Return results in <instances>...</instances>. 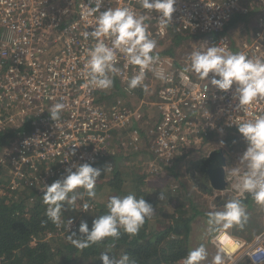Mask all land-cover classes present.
<instances>
[{"label": "built area", "instance_id": "obj_1", "mask_svg": "<svg viewBox=\"0 0 264 264\" xmlns=\"http://www.w3.org/2000/svg\"><path fill=\"white\" fill-rule=\"evenodd\" d=\"M117 6L144 15L152 39L199 37L190 55L217 43L233 53L264 60V0H176L166 27L161 26L155 12L141 7L140 0H103L99 12ZM94 7L89 0H0V110L14 113L0 120V126L16 130L0 150V164L9 170L14 186L42 189L61 179L65 169L73 165H94L109 154L107 140L115 129L131 126L134 119L145 122V115L146 122L151 118L148 110L140 113V106L135 110L126 107L115 92L119 87L126 91L128 79L138 71V66L124 67L123 54L117 53L116 67L121 71L112 77L117 87L115 82L107 90L87 85L86 49L95 41L85 39L84 33L94 30L99 15L90 13L89 8ZM233 18L235 25L248 20L249 29H244L240 40L229 26ZM154 54L159 59L146 70L143 84L149 88V84L157 83L156 103L151 107L156 112L154 125L146 133L157 168L165 169L189 152L203 153L202 158L211 150L223 151L222 143L232 135L241 143L231 162H226L224 189H213L211 198L249 195L237 193L235 177L230 175L247 148L235 124L264 115V98L253 101L247 111L239 110L238 100L233 99L235 84L227 92L219 91L206 82L211 73L204 81L185 70L190 66L189 58L182 60L156 48ZM161 72L165 80L158 78ZM136 89L127 92L133 95ZM56 103L65 105L58 122L51 120L48 112ZM133 127L136 135L132 145L139 137ZM211 243L218 250L220 242L211 237ZM226 244L224 264H237L241 259L252 264L250 255L264 250V229L250 239L232 236Z\"/></svg>", "mask_w": 264, "mask_h": 264}, {"label": "clouds", "instance_id": "obj_2", "mask_svg": "<svg viewBox=\"0 0 264 264\" xmlns=\"http://www.w3.org/2000/svg\"><path fill=\"white\" fill-rule=\"evenodd\" d=\"M95 3L94 8H89L90 13H99L96 16L94 30L84 33L85 39L91 37L95 43L86 49L85 71L88 78L87 85L93 89L107 90L113 86V76L120 73L116 67L118 62L117 53L123 54L125 58L124 67L138 66V71L127 81L126 91H132L147 86L143 84L146 70L159 59L154 54L157 47L156 40L150 38L147 25L144 23L145 16L137 15L128 7H111L104 12H99L103 0H89ZM176 0H140L143 9L155 12L161 26L166 27L171 23L172 14L175 11ZM190 66L186 71L195 73L201 80L206 81L212 74L210 83L217 90L227 92L233 88V99L238 100L237 108L247 111V106L257 98H264V60L250 59L245 53H233L225 47L213 44L207 46L206 50L193 51L189 57ZM135 71V69H134ZM218 77V78H217ZM158 78L165 80L161 72ZM63 103L54 104L48 111L51 120L58 122ZM238 132L247 143V148L240 158L239 164L231 169L230 175L235 177L233 188L238 194L248 193L252 199L260 205H264V115L254 119L244 120L235 124ZM73 168L75 169L73 171ZM111 165H107L104 171H110ZM66 175L57 179L51 185H45L43 189V203L47 205L46 216L56 225H62V212L65 204L72 210L78 198L82 199L84 194L89 199L96 197V182L101 175V169L95 168L89 163L73 165L65 169ZM210 187V185H208ZM211 188V187H210ZM83 189V192L76 191ZM211 194V193H210ZM160 193L159 199H163ZM89 203L83 204V209H89ZM215 208V205H213ZM107 212L99 215L92 222L89 229L87 222L81 221L79 225V236L72 232L67 239L76 248L83 250L92 244L111 237L119 239L121 229L130 236H135L144 225L146 219L154 215L153 206L144 198L137 199L134 193L123 197L111 196L106 203ZM207 216V230L205 235H211L220 242L218 251L212 258L211 264H224V247L229 242L226 230L238 226L243 228L248 220L246 207L238 197L226 201L218 211H209ZM73 220H67L68 228ZM108 252L100 256L102 264H130V257L122 255L118 260L109 258ZM250 257L252 264H264V250L253 252ZM208 258L205 244L188 251L182 258L180 264H204ZM131 264H135L131 261Z\"/></svg>", "mask_w": 264, "mask_h": 264}, {"label": "trees", "instance_id": "obj_3", "mask_svg": "<svg viewBox=\"0 0 264 264\" xmlns=\"http://www.w3.org/2000/svg\"><path fill=\"white\" fill-rule=\"evenodd\" d=\"M235 22L236 19L233 18L229 24L230 28L235 26ZM176 36L180 37V35ZM165 52L172 56L176 54L175 49L172 51L166 49ZM113 81L115 82L114 87H117V80L114 79ZM104 97L106 96L103 95ZM23 125L26 127V123ZM15 132L16 130L10 129L0 131V148L12 139ZM234 141L235 138L232 135H227L224 142L228 149L233 150L235 147ZM183 156L175 158L174 162L165 168L174 178L178 176L177 168ZM108 158L111 157L109 155L104 156L94 165L99 166L98 168L101 171H104L107 165H111V170L118 169L120 165L107 161ZM111 160L113 161L112 158ZM94 165L92 166L94 167ZM9 174V170L0 164V264H102L99 258L104 252H108L109 258L114 255V259L118 255L127 254L130 257V264L131 261H134L135 264H173V262L184 258L190 250L188 236L192 218L197 215H206L205 210L198 209L194 197L187 191L185 192L186 203L183 201L179 203L177 201L178 204L175 203V205L177 204L175 209L178 214L177 216L172 215V221H170L171 223L168 226L165 225L159 227V229L148 231L146 219L144 225L135 236H130L121 229L119 239L108 237L101 242L80 250L73 246L67 237L72 232H75L77 234L75 238L83 239V236H79L78 231L81 221L87 222L89 229H91L93 220L99 215L106 214L107 209L104 208L106 204L102 205L101 208L94 207L95 210H98L96 215H93L94 209L93 211L89 210L93 206L85 211L82 201L78 202L79 206H77L76 201L77 212H82L80 215L73 212L66 214L67 209L65 206V211L62 212L61 216L63 223L58 228L45 214L47 208V205L43 203V189L45 187L38 189L36 185L29 186L26 184L14 186L10 184ZM64 175L66 174H63L61 178ZM122 175L118 170L114 172V177L108 181V185L112 190H119L125 186L126 181L122 178ZM138 178L135 180L142 181L143 179V177ZM196 180L195 177V182ZM198 182L199 186L196 185L200 189L205 190V187H202ZM160 193H163V197L171 195L168 189L158 192V195L152 196L153 199L150 196L151 194L145 191L137 189L134 192L137 199L144 198L153 207L159 205L161 211L163 200L159 199ZM232 198L235 197L225 195L213 200L216 203L223 201L222 204L217 203L223 207L226 201ZM239 199L248 208L250 207V202L253 201L250 194ZM159 201L161 204H158ZM221 206L218 210L221 209ZM247 215L252 218L250 213H247ZM249 218L246 225L256 226V229L260 227L257 222L251 224L252 221H249ZM68 219L73 220L69 228L67 226ZM235 228L237 229L238 226ZM239 264L246 263L240 262Z\"/></svg>", "mask_w": 264, "mask_h": 264}, {"label": "rangeland", "instance_id": "obj_4", "mask_svg": "<svg viewBox=\"0 0 264 264\" xmlns=\"http://www.w3.org/2000/svg\"><path fill=\"white\" fill-rule=\"evenodd\" d=\"M247 21L248 20L239 22L237 25L230 28L233 36L237 40H240L243 37L245 30L248 31L249 25ZM185 39L186 37H181L180 39L179 36L166 38L165 40L154 38V40H156L157 42L156 49H160L163 51H166V49L170 51L175 49L176 54L174 56H180L182 60L190 57L189 50L196 49V45L198 44L200 38H192V35H189V40L186 41ZM156 84V82H154L153 84H149L150 86L149 88H147V91H145V94L144 90L139 91V89H136L133 95L129 94L127 91L121 90L120 87L119 89H116L117 91H115V88L113 90V92H116L117 96H122L121 98L124 100L123 102L125 103L126 107L135 110L137 109V106H140V113L145 110H148L151 118H149L147 122L146 115L145 122H143L141 118H139L138 120L134 119L132 121L131 126L126 128L115 129L116 134L111 133V136L108 138L107 149L109 151V154L107 155H109L113 159V161L111 160V158H108L107 161L112 162L113 164L115 162L116 164L120 165L116 170L123 174L122 178L125 179L126 183L123 188L121 187L119 190H112V188H110V186L108 185V181L114 177V172L116 170H110L106 172L101 171V175L97 178L96 182L95 199H89L86 194H84L82 199H77V206H79V201H82V203H89L90 207L93 206L92 209H89L92 211L94 209L93 215H96L98 211L95 210V208H101L102 205L107 203V200L110 196L123 197L125 196V194L127 195L129 193H134L137 189L151 194V197L156 196L158 195V192L166 191L167 189L170 191L171 195H165V197L162 199L163 205L160 203V201L158 203L162 206L161 211L159 209V205L155 207V213L158 211V214H160L159 216L161 217V219L168 221V223H170L169 218H171L172 215L177 216L178 214L175 209L176 205L180 201L186 203L187 199L185 197V192L187 191L196 200L199 210H205L207 213L211 210L216 211L220 208V206L218 205L219 203L217 202V204L216 202H214L215 200H213V197L211 198L210 187L208 186L207 190L202 191L198 187L199 185L195 182L194 179L195 177L200 175V172L194 168V163L200 159V156H202L203 153L201 154L199 152H189L185 154L183 158L179 161V167L177 168L178 176L176 178H174L171 173H169L167 170L158 169L156 166L158 165L157 160H152V156L150 154L152 152L150 151V143L147 140L146 133H148L154 125V121L152 119H154L156 112L155 109H152L151 107H153L152 105L156 103ZM125 105L120 104V106ZM8 113L14 114L13 111H11L10 109L0 110V120L2 122L5 120V117L8 116ZM140 124L142 125L143 129ZM131 127L136 129L137 134H139L138 140L135 141L136 143L134 145H132V139H134V135L136 134L133 129H131ZM0 130H4V128L0 126ZM144 130L145 137L143 136ZM233 143L235 145L233 150L228 149V146H226L225 143H222L223 152L226 157L227 163L231 162L233 152L238 148L237 146L241 143V139L235 138V141ZM1 149L2 147L0 148V150ZM137 149H140L141 151L138 152ZM1 155L2 152L0 151V156ZM150 164L152 168H150ZM94 167L98 168L99 166L94 165ZM138 177H143L142 181H138ZM137 178L138 180H135ZM76 191L83 192L84 190L77 189ZM207 199L209 201H207ZM175 203L177 204L175 205ZM213 205H215V208L213 207ZM65 206L67 209L66 214L73 212L77 215H80L82 213L77 212L78 210L76 204L72 210H69L66 204ZM245 207L246 213H250L252 215V218L248 217L249 219H252L253 222L255 221L260 225H264V205L257 204L253 200L250 202L251 208H248L247 206ZM104 208L106 207L104 206ZM255 215H260L262 220H258L257 217L255 218ZM155 221L161 220L157 219ZM206 221V215H197L196 217L192 218V220L190 221L188 243L189 245H191L192 248L199 246V244L201 243L205 244L206 247H209V250L207 249L208 256L213 258L218 250L211 243V237L213 236L205 235L208 227ZM253 222H251V224ZM263 229L264 227L262 228V230ZM226 232L231 234L229 229L226 230ZM231 236L234 235L231 234ZM243 238L248 239L249 237ZM208 260H210L209 257Z\"/></svg>", "mask_w": 264, "mask_h": 264}, {"label": "water", "instance_id": "obj_5", "mask_svg": "<svg viewBox=\"0 0 264 264\" xmlns=\"http://www.w3.org/2000/svg\"><path fill=\"white\" fill-rule=\"evenodd\" d=\"M202 167L200 171L205 173L210 182V193L212 190H222L226 185L225 180V167L226 157L222 150L214 149L207 153L206 156L198 160ZM219 198V197H216Z\"/></svg>", "mask_w": 264, "mask_h": 264}, {"label": "crops", "instance_id": "obj_6", "mask_svg": "<svg viewBox=\"0 0 264 264\" xmlns=\"http://www.w3.org/2000/svg\"><path fill=\"white\" fill-rule=\"evenodd\" d=\"M202 190V189H201ZM203 191V190H202ZM207 197V196H206ZM218 199V198H217ZM222 200V199H221ZM196 201V200H195ZM207 201H209L208 199H207ZM223 203V201H221V202H219V204H222ZM219 206H221V205H219ZM245 206H247V205H245ZM154 208V210H155V207H153ZM249 208H251V207H249ZM160 214H158V211L155 213V211H154V215L150 218V219H147V229H148V231H153V230H155V229H159V227H161V226H168L170 223H168V221H166V220H164V219H161V217L159 216ZM157 217V218H156ZM257 217V219L258 220H262V218L260 217V215H258V216H256L255 215V218ZM154 219V220H153ZM157 219H160L161 221H155V220H157ZM170 219V221H172V216H171V218H169ZM254 219V218H253ZM249 221H252L253 222V220L252 219H249ZM155 222V223H154ZM255 222V221H254ZM253 222V223H254ZM236 226H234L231 230L229 229V231H230V233L231 234H234V237H240V238H243V237H249V238H251L252 236H254V235H256L257 233H259L261 230H262V228L264 227V225H260V227L259 228H257L256 229V226H253V225H244V227L241 229V228H235ZM248 228H250V229H248ZM230 234V235H231ZM248 238V239H249ZM243 239H245V238H243ZM190 246V249H192V247H191V245H189ZM208 250H209V247L207 246L206 247ZM112 257L114 258V255H112ZM121 257V255H118L115 259H119ZM209 257V259L210 260H208V258H207V261L205 262V264H211V261H212V257H210V256H208ZM182 260V258L181 259H179V260H177L176 262H173V264H180V261ZM240 262H242V263H246V264H250L247 260H239L238 261V263L237 264H239Z\"/></svg>", "mask_w": 264, "mask_h": 264}, {"label": "flooded vegetation", "instance_id": "obj_7", "mask_svg": "<svg viewBox=\"0 0 264 264\" xmlns=\"http://www.w3.org/2000/svg\"><path fill=\"white\" fill-rule=\"evenodd\" d=\"M201 167H202V164H201L199 161H196V162H195V165H194V168L200 172V175H198V176L196 177V179H197V180H196V183H197V181H199L198 183H200V185H201L202 187H205V190H207V189H208V184H209V185H211V184H210L209 180L207 179L205 173H202V172L200 171V168H201ZM194 179H195V178H194ZM205 184H207V185H205ZM210 189H211V188H210Z\"/></svg>", "mask_w": 264, "mask_h": 264}, {"label": "bare ground", "instance_id": "obj_8", "mask_svg": "<svg viewBox=\"0 0 264 264\" xmlns=\"http://www.w3.org/2000/svg\"><path fill=\"white\" fill-rule=\"evenodd\" d=\"M226 233H227V232H226ZM227 235H228L229 238H230L229 241H231V237H232V236H231L229 233H227ZM226 243H228V242H226ZM226 243H225L224 245H228V244H226Z\"/></svg>", "mask_w": 264, "mask_h": 264}]
</instances>
